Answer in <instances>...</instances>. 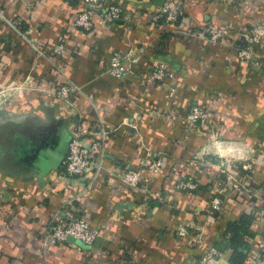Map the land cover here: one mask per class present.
I'll return each instance as SVG.
<instances>
[{"label": "crops", "instance_id": "obj_1", "mask_svg": "<svg viewBox=\"0 0 264 264\" xmlns=\"http://www.w3.org/2000/svg\"><path fill=\"white\" fill-rule=\"evenodd\" d=\"M166 1L179 2L194 25L226 29L228 37L214 43L179 35L160 21ZM107 2L122 8L130 23L91 35L73 26L80 0H0V264H196L204 247L190 244L192 234L177 237L182 222L202 229L204 246L222 252L221 264H231L230 239L239 227L242 264H258L264 251V39L254 46L252 62L240 61L231 45L236 36L244 44L253 26H264V0ZM167 28L172 39L166 49L156 47ZM32 43L46 53L61 43L65 53L43 58ZM142 48L147 54L126 79L108 74L114 52L138 56ZM160 62L173 79L147 84L142 75ZM68 80L81 90L72 95L73 107L52 95ZM195 103L211 112L208 130L185 121ZM81 117L108 132L105 158L98 174L72 179L62 175V162ZM235 148L244 155L221 154ZM148 150L162 153L163 170L145 173L143 186L129 188L123 173L137 168ZM182 179L197 187L170 195V184ZM215 196L223 201L220 213L209 209ZM66 204L100 230L91 247L75 240L43 245L53 215ZM243 217L248 225H241Z\"/></svg>", "mask_w": 264, "mask_h": 264}, {"label": "built area", "instance_id": "obj_2", "mask_svg": "<svg viewBox=\"0 0 264 264\" xmlns=\"http://www.w3.org/2000/svg\"><path fill=\"white\" fill-rule=\"evenodd\" d=\"M80 1L83 10L77 14L73 21V26L91 35L95 33V29L100 27L111 26L118 22L130 23V18L124 14L122 8L115 4H108L107 0ZM160 18H162L163 25L172 29H178L176 33L182 36H199L206 38L210 42L223 43L229 35L228 30L219 29L213 25H195L197 27L196 31L190 30L186 25L176 28L177 23L181 19L182 21L190 19L185 18L182 5L175 1L164 2L161 7ZM4 20V14L0 10V24ZM243 38L244 45H238L234 42L231 47L240 61L252 62L255 55L254 46L264 39V26H253ZM31 46L38 56L43 58L62 56L65 53L64 46L61 43L54 45L51 50L47 51L48 53L37 46L36 43H32ZM146 49H140L138 56L133 51L127 54L114 52L109 60L108 74L118 80L126 79L131 73L132 65H135L140 58L147 54ZM142 77L147 84H162L173 79V73L167 63L160 62L154 67L149 68ZM76 93H81V90L68 80L52 92V95L64 104L73 107L74 104L71 98ZM211 116V112L206 107L195 103L189 105L185 115V121L190 126H199L203 130H208ZM79 119V124L69 136L67 152L62 162L61 173L67 178L87 179L88 174L92 170H95L94 174H98L103 165L105 158L104 146L108 132L104 129L101 122H98L95 127H92L82 117ZM89 140L91 141L88 142ZM163 167L164 160L162 153L148 150L145 158L137 168L128 169L123 173L122 181L129 188H138L145 183V173L159 174L163 170ZM251 168V165L245 166V169ZM196 187L197 185L191 180L184 181L182 179L170 184L169 191L170 195H174L179 190H194ZM232 193L234 195L237 194L235 192ZM209 206L211 212L220 213L223 209V201L218 196H215L211 198ZM175 230L178 238L185 240L192 234L193 240L190 244L204 247L196 264H221L222 252L215 246H204L202 229L182 222ZM100 237L101 232L97 227L92 226L70 204H66L53 215L50 233L43 245L56 246L64 244L69 240H75L86 247H91ZM134 262L136 263V261ZM258 264H264V251Z\"/></svg>", "mask_w": 264, "mask_h": 264}, {"label": "trees", "instance_id": "obj_3", "mask_svg": "<svg viewBox=\"0 0 264 264\" xmlns=\"http://www.w3.org/2000/svg\"><path fill=\"white\" fill-rule=\"evenodd\" d=\"M160 21H161V23H163L162 18H160ZM183 25H186L187 28H189L192 31L197 30V27L190 20L182 21V19L177 23L176 28H180ZM168 28H170V27H168ZM172 37H173V35L171 34L170 29H168V32L165 31V34L158 40L156 47L159 46V47H163L164 49H166L167 46L164 47V44H168L170 39H172ZM239 39H240V36H236L235 37V43H237L238 45H244V44H242L241 41L239 43ZM209 209H210V206H209ZM248 223H249V220L247 219V217H243L241 219V225L245 226V225H248ZM238 230H239V227H235L233 229L232 237L230 239L231 264H242L244 261V258H245V256L242 255V253L238 251V245H237Z\"/></svg>", "mask_w": 264, "mask_h": 264}, {"label": "clouds", "instance_id": "obj_4", "mask_svg": "<svg viewBox=\"0 0 264 264\" xmlns=\"http://www.w3.org/2000/svg\"><path fill=\"white\" fill-rule=\"evenodd\" d=\"M221 154L227 156L231 160L243 156L244 152L241 148H235L228 152H222Z\"/></svg>", "mask_w": 264, "mask_h": 264}]
</instances>
